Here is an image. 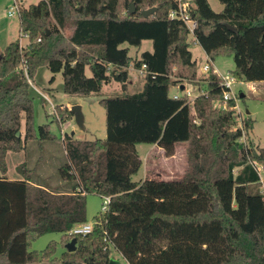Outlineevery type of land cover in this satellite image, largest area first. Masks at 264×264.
I'll list each match as a JSON object with an SVG mask.
<instances>
[{
    "label": "trees",
    "instance_id": "trees-1",
    "mask_svg": "<svg viewBox=\"0 0 264 264\" xmlns=\"http://www.w3.org/2000/svg\"><path fill=\"white\" fill-rule=\"evenodd\" d=\"M218 1L220 13L208 0H193L194 41L212 62L232 57L237 82H264V0ZM131 4L134 14L126 13ZM151 8L156 13L145 19L141 12ZM177 9L176 0H42L22 10L20 38L27 33L28 45L21 49L19 39L0 50V264L51 261L52 243L30 251L31 242L50 234H62L65 246L76 240L75 252H65L62 264H109L111 247L128 264H264V147L242 142L254 122L246 117L237 127L234 101L226 111L215 105L223 99L220 78L213 69L200 76L187 25L170 18ZM146 41L153 51L135 59L122 48ZM143 66L144 86L130 94V69ZM40 68L62 74L64 93L72 98L101 94L112 83L123 92L99 101L106 112L104 140L64 135L60 191L33 182L24 164L18 167L22 180L6 177L8 152L56 139L48 125L34 126L24 73L33 79ZM196 82L206 84V96L193 102L172 97V88ZM55 110L60 125L74 118L68 108ZM23 122L24 138L17 136ZM139 145H157L167 156L187 145L183 178L133 181L143 167ZM197 194L205 198V209L193 214L148 207L150 200L192 201L179 205L185 209ZM88 195L111 197L118 207L146 205L148 213L119 221L114 217L120 209L111 207L96 218L91 234L70 236L88 223Z\"/></svg>",
    "mask_w": 264,
    "mask_h": 264
},
{
    "label": "rangeland",
    "instance_id": "rangeland-1",
    "mask_svg": "<svg viewBox=\"0 0 264 264\" xmlns=\"http://www.w3.org/2000/svg\"><path fill=\"white\" fill-rule=\"evenodd\" d=\"M2 3L10 5L12 0H1ZM25 4H37L40 0H25ZM212 9L216 13L223 11L224 7L220 4L218 0H208ZM8 5V6H9ZM133 5V4H131ZM131 7V6H130ZM135 7V4H134ZM130 10V9H129ZM126 10V13H129ZM136 10V9H135ZM6 6L4 4L0 5V49L4 51L5 48L17 40L20 39L18 18H10L7 15ZM66 36L70 34V28L64 32ZM190 49L193 52L194 60L198 64L199 74L201 77H205L202 74L201 68L208 61L207 55L197 45L192 36H190ZM29 39L25 40L22 38L20 44L24 47L28 45ZM122 48L130 49V56L132 58H137L143 52H152L153 43L151 41H146L142 44L140 48H134L128 44L122 45ZM217 68L220 73L226 74L235 69V63L232 57L219 56L215 61ZM26 80L30 86L31 98L33 99V116H34V126L36 129L40 126L48 125L50 132L56 136L53 142H29L25 144V150L21 152H8V157H6L8 172V179L15 180L19 179L20 175L18 167L22 164L25 165V170H27L32 178L33 182L42 184L50 188L51 190L60 191V186L64 184L60 175V169L65 164V143L63 142L64 135L68 134L73 136L76 140L80 141H94L97 139L104 140L106 138V112L105 109L100 105L99 101L103 98L113 97L122 95L121 89L115 87L108 90V88L103 90L101 94H94L88 98H72L64 93V80L62 74L53 75L49 69L40 68L35 78H29L24 73ZM88 76L91 73L87 72ZM131 79L134 81L132 89L129 90L130 94H135L140 92L138 86V78L142 79L140 73L136 70H132ZM144 82V81H143ZM140 83V84H141ZM117 85L114 83V86ZM205 83H199L198 86L201 89L206 90L204 87ZM177 87L171 89V94H175ZM234 93L239 97V107L241 113L246 117H249L254 122V128L252 131L246 134L249 139L246 138L244 141L246 144L253 143L256 147H264V84L261 82H249L236 84L234 86ZM241 95H245V98H240ZM80 105L83 109L84 114V127L80 128L75 119L68 120L61 125L59 124L61 117L55 110L57 107L68 108L69 110L75 106ZM217 107L219 102L215 104ZM247 112L249 114H247ZM240 122H237V126ZM25 136V122H23L20 137ZM145 146V145H144ZM145 148V147H144ZM187 145L178 146L176 152V157L173 160L163 161V154L159 153L157 150H152L148 153L147 158L144 160V165L147 166V177L146 179H158L156 172H162L158 175L159 178H164L170 175L169 171H175L169 178H179L183 177V173L187 168V158H186ZM165 157L167 155H164ZM169 158V157H167ZM173 169V170H171ZM173 171V172H174ZM164 172V173H163ZM262 181H264L263 169L259 168ZM143 170L134 176L133 181L138 182L143 178ZM22 176V175H21ZM2 177V174H0ZM59 189V190H58ZM62 191V190H61ZM196 194V192H194ZM193 205L182 209V206L172 205L171 211L174 214H193L196 212L203 211L205 209V198H201L199 194L194 198ZM103 199L98 195H88L87 196V220L89 224L95 226L96 218L100 217L102 213ZM118 207L117 204L112 203V208L116 207L120 209L119 216L114 217L119 221H125L134 215L141 216L147 215V206H137L136 213L129 208ZM110 207V209H111ZM191 207V208H190ZM134 209V210H135ZM164 212V211H163ZM162 212V213H163ZM65 237L62 234H50L31 242V249L34 248L38 251L45 250L49 244H54L56 246V251L51 258L52 264H62L61 258L66 250V246L63 244ZM111 257L120 261L121 264H128L126 260L118 253L115 249L111 247Z\"/></svg>",
    "mask_w": 264,
    "mask_h": 264
},
{
    "label": "built area",
    "instance_id": "built-area-1",
    "mask_svg": "<svg viewBox=\"0 0 264 264\" xmlns=\"http://www.w3.org/2000/svg\"><path fill=\"white\" fill-rule=\"evenodd\" d=\"M178 3V9L171 12L170 18L171 19H179L182 22H184L189 31L190 35H194V31L196 29V22L192 19L191 12L193 9V0H176ZM23 2L21 0H12L11 6L8 8V16L11 18H20V14L23 10ZM22 38L25 40L29 39V35L27 33H21V38L20 42L22 41ZM196 43V42H195ZM20 48H26L22 44H20ZM214 70V73L217 74L220 78L219 81V87L223 91V99L219 101L218 108L221 109L222 111H226L230 109L228 107V104L231 101L235 102V106L231 108L235 112V118L237 122H240V125L237 126L239 128H243V121H244V116L241 113L240 107H239V97L234 93V86L236 84H239L237 82L236 78L230 73L226 74H220L217 69L214 68V64L212 61L208 59V61L202 66L201 72L205 77H207L210 73L211 70ZM146 67L143 66L142 70H140V75L144 78L146 74ZM25 74L28 77L27 71L25 69ZM199 83H187L182 86L177 87V91L175 94H172V97L174 99H179L182 97H187L189 102H193L197 97L200 96H206L207 95V89H201L198 86ZM183 88V90L181 89ZM241 98V97H240ZM244 138V137H243ZM242 138V140H243ZM243 142V141H242ZM245 143V142H244ZM112 204V199L111 197H103V206H102V213L106 214L110 211V207ZM94 225L93 224H84V225H79L76 226L70 233V236H75V235H81V236H86L89 235L93 232Z\"/></svg>",
    "mask_w": 264,
    "mask_h": 264
},
{
    "label": "crops",
    "instance_id": "crops-1",
    "mask_svg": "<svg viewBox=\"0 0 264 264\" xmlns=\"http://www.w3.org/2000/svg\"><path fill=\"white\" fill-rule=\"evenodd\" d=\"M22 2H23V8H29L31 5H36V4H31V3H26L25 4V0H21ZM40 1H42V0H40ZM39 1V2H40ZM3 1H1L0 0V5L1 4H4V6H6V10H8V8L11 6V3H12V1L10 2V5L8 6L6 3H2ZM38 2V3H39ZM37 3V4H38ZM8 12V11H7ZM7 15H8V13H7ZM11 18V17H10ZM19 19V18H18ZM20 21V20H19ZM18 25H19V31H21L20 30V23H18ZM18 41V40H17ZM16 41V42H17ZM20 41V40H19ZM14 43V42H13ZM12 44V43H11ZM10 45V44H9ZM8 45V46H9ZM7 46V47H8ZM6 47V48H7ZM5 48V49H6ZM1 50V49H0ZM216 62H213V64H214V68L215 69H217V71L220 73V71H219V69L217 68V66H216V64H215ZM133 70V68H131L130 69V72ZM136 72H138V73H140L139 71H136ZM220 74H222V73H220ZM142 77V76H141ZM142 79H144L143 77H142ZM138 88H139V90H142V88H143V86H144V80L142 81V83L140 82L141 80H139V78H138ZM133 83H134V81H132V79H131V83H130V85H129V88H128V91L130 90V89H132V86H133ZM141 83V84H140ZM116 84V83H115ZM261 84H264V82H261ZM113 87H115L114 89H116V87L117 88H119V89H121V85L120 84H117V85H115L114 86V83H112V84H110V85H108V86H105L104 87V91H105V89L106 88H108V90H112L111 88H113ZM243 98H245V95H244V97ZM247 114H249L248 112H247ZM74 136H75V134H74ZM73 137V136H72ZM246 138H248L249 139V135H248V137L247 136H244V138H243V142L244 141H246L245 139ZM145 147V148H144ZM177 148L178 147H176V150H177ZM152 150H157L159 153H162L163 154V161H167V160H173V159H175V157H176V152L174 153V155L173 156H164V155H166L165 154V151L162 149V148H160V147H158L157 145H154V146H149V145H139V146H137V151H138V153H139V156H140V159L142 160V163L144 162V160L147 158V155H148V153H151V151ZM175 150V151H176ZM10 153V152H9ZM8 153V154H9ZM8 154H7V157H8ZM167 157H169V158H167ZM142 170H143V178L142 179H140L138 182H140V181H144L145 179H146V177H147V166H145L144 165V163H143V167H142ZM171 170H173V169H171ZM174 171V170H173ZM173 171H169V173L170 174H166V175H172L173 173H175V171L173 172ZM164 173V172H163ZM160 174H162V172H156V175H157V178L158 179H156V180H163V181H170V180H180V179H182L183 177L181 176V177H179V178H169L170 176H167V177H164V178H159L158 177V175H160ZM7 175V174H6ZM183 175H184V173H183ZM7 177V176H6ZM8 178V177H7ZM134 178V177H133ZM23 179V177L20 175V178L19 179H15V180H22ZM150 179H152V178H150ZM9 180H11V179H9ZM152 180H154V179H152ZM66 192H70V190H67ZM195 198V197H194ZM193 198V199H194ZM103 199V198H102ZM190 202H192V201H187V200H184V201H165V200H161V201H159V200H150V203L148 204V207H149V210H157V211H159V210H165V213L166 214H172L173 213V211H171L172 209L170 208L171 207V205H175V204H177V205H184V206H187V205H189V203ZM152 203V204H151ZM144 206H146V205H144ZM126 207H130V209L132 208V209H134L133 207L134 206H132V205H130V206H126ZM118 214V213H117ZM88 224V223H87ZM31 245H32V243H31ZM31 245H30V251H37V252H40V251H38L37 249H31ZM39 264H52L50 261L49 262H44V263H39Z\"/></svg>",
    "mask_w": 264,
    "mask_h": 264
},
{
    "label": "water",
    "instance_id": "water-1",
    "mask_svg": "<svg viewBox=\"0 0 264 264\" xmlns=\"http://www.w3.org/2000/svg\"><path fill=\"white\" fill-rule=\"evenodd\" d=\"M157 11V8H151L145 11H142L141 14L145 19H148L150 16L154 15ZM136 12L134 4L131 5L130 10H129V14H134ZM228 29L234 33H237V29L232 28L230 26H228ZM183 90V88H181ZM244 95H241V98H243ZM70 111L72 112L74 119L77 123V125L80 128L84 127V114H83V109L80 105H75L73 106ZM17 136H20V133L17 134ZM72 136H74V133L72 134ZM66 249L68 252L73 253L76 250V240L73 239L69 244L66 245ZM109 264H121L120 261L114 259V258H110L109 260Z\"/></svg>",
    "mask_w": 264,
    "mask_h": 264
}]
</instances>
